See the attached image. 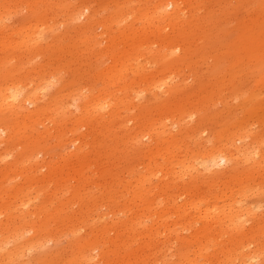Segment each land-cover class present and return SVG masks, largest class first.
Instances as JSON below:
<instances>
[{"label": "rangeland", "instance_id": "374dc122", "mask_svg": "<svg viewBox=\"0 0 264 264\" xmlns=\"http://www.w3.org/2000/svg\"><path fill=\"white\" fill-rule=\"evenodd\" d=\"M12 1L11 3V0H0L2 18L0 21V92L4 88L19 87L22 84L28 86V90H30L39 83L42 84L41 86H46V94H48V97L40 102L43 106L42 109L46 106L53 107L55 104L53 108L57 110L48 111V113L30 121L29 119H19L15 112L3 111L0 108V128L3 127L2 130L0 129V141L4 142L0 145V226L2 225L0 229L12 241L8 248L13 249L25 245L28 240L33 243L32 248L29 246L31 250H28L30 252L25 258L24 264H123L124 262L125 264H180L179 253L183 242H185L193 252L200 253L201 251V254L204 255L199 259L201 263L243 264L242 259L244 257L247 259V254L250 255L251 250L261 247L262 254L259 257V264H264V176L253 175L249 171L253 165L242 161L237 173L240 175L220 176L223 179L218 178V181H215L214 187H212L213 191L209 188V186H213L211 185L213 184L211 183L213 175L206 174L203 178L201 176L197 179L198 187L201 186L200 194L192 193L194 197H197L194 198L195 201L206 202L210 200L211 192L216 191L221 195V191L225 190L229 193H226L228 196H232L230 191L236 193L241 187L248 186L245 193H242V195L247 194L243 197V201L247 200L246 203L254 210L251 216H247L252 220L247 224L248 228L246 227L245 231H239L235 225L224 223V220L216 221L214 218L205 222L200 216L201 218H196L195 224L198 227L204 224L200 228L203 231L200 234L204 236V240L191 238L194 232L188 230L184 225L190 224L189 219L192 216L187 212L192 211V206L189 207L192 205V198L184 195L178 199L180 201H177L178 204L175 201L173 204L169 199L170 194L164 187L167 169L175 171L172 177L183 175L179 163L184 157L189 158L198 153L201 146L219 144L222 148L227 149L232 145L228 139L229 135L236 136L242 133L243 127H252L254 130L264 128V108L261 107L262 104L264 105V0H187L185 6H188L185 13L182 14V23L172 31L169 27L163 31V37L168 39L185 38L180 43L175 42L170 46L163 45L162 39L158 36H149L153 30L149 29L146 32L147 24L140 23V21L139 24H136L138 18L146 13L148 7L153 8L161 0H152L153 2L151 0ZM87 1L96 11L100 12L96 13L97 16L92 13L95 20L90 21L92 24H89V28H87L89 31L85 28V23L89 22L88 19L82 16L78 17V10ZM152 4L153 6H151ZM130 6L131 8H129ZM133 9L138 11L132 16L130 11ZM120 15L124 17L118 20L119 23H116V27L114 24L112 29L100 26L105 18L111 19ZM168 23L170 22L167 21L166 25ZM134 24L135 26L132 27L131 25ZM25 25L26 28H24ZM131 28L137 30V34ZM24 31H27L26 34ZM145 32L148 33L147 36ZM138 33L139 36H137ZM23 37H26L28 44ZM125 38L128 41L124 40ZM34 39L40 42L39 46ZM145 42L146 44H144ZM188 44L194 46L192 45L189 54L186 55L184 46H188ZM164 47L166 48L164 49ZM127 49L128 51L125 52ZM123 53L129 54L128 57L133 61L131 63H135L136 69L127 71V75L131 74L133 78L136 76L134 71L136 73L141 69V74L149 77L154 76L161 84L170 81L166 74L171 76V73H174L172 76L176 78L172 82L170 81L168 86L184 83L185 78L187 84L182 85L181 90L177 93L173 90L169 92L167 86H162L160 89L158 88L159 92L154 95L149 92L152 90H148V85L141 82L135 86V89L121 92L120 96L125 99V105L114 104L112 108H107L108 111L105 110L106 108L103 109L105 112L99 111L100 107L107 106V101H110V97L107 95L110 93L109 90L116 91L124 87V83L115 84L119 73H115L114 70L115 62L120 60ZM138 64L140 66L144 64L145 67H140ZM137 67L139 68L137 69ZM162 75L167 76L168 79ZM135 78L137 79V76ZM162 80L165 81L162 83ZM20 82L21 84H19ZM93 92L97 94L94 95ZM80 95L86 99L84 100ZM99 99L104 100L106 105L104 101H102L103 103L99 102L101 101ZM128 100H132L134 103L132 104ZM138 101L141 103L139 104ZM77 104L98 106L94 115H101L99 116L101 121L104 120V122H99L100 128L110 127L112 130L103 133L99 129L94 138H87L91 128H89L90 130L86 127L80 129L81 120L71 119L74 115L81 113H78ZM170 105H175V110L179 109L178 114L182 111L180 107L193 109L191 112L198 113H195L192 120L186 122V129L188 127L190 129H185L182 137L179 135L174 136L175 138L171 137L160 127L162 120L166 121L165 118L174 115L168 114ZM30 108L34 109L33 106ZM113 111H117V114L113 115ZM4 114H11V116L10 118L4 117ZM182 115L179 114V116ZM159 119L160 121H158ZM21 121L27 122L28 125L20 123ZM157 123L159 124L156 125ZM202 123L206 124L208 131L202 133L201 137L196 132L194 133V129H197ZM185 127L183 126V128ZM78 128L81 133H77ZM151 128L156 129L154 131ZM4 129L8 130L10 134H6ZM176 133L179 132L176 131ZM81 135L85 137L87 135L86 141L79 139ZM154 135L155 137H153ZM167 136H170L169 140ZM208 138L210 141L214 140L210 142L212 145L209 144ZM87 141L90 146L86 145ZM207 141L208 143H206ZM199 142L203 144L201 145ZM165 145H170L173 153L167 154V161L161 159L162 164L157 168L152 161L153 154L159 147ZM10 150L13 154L6 156ZM83 151L87 153H83ZM171 155L173 160L169 163L168 159ZM123 160L125 161L123 162ZM230 166L231 164H227L225 167H221L222 169L217 168L216 170L223 172ZM107 172H110L109 176ZM149 174L150 176H148ZM247 176L251 179H248ZM113 178L116 180L114 181ZM147 179L152 181H147ZM137 180H143V183L138 185ZM157 181H159L158 184ZM141 189H144L143 192ZM142 193L148 196L145 197ZM235 195V197H240V195ZM155 200L160 203L158 202V204ZM148 201L150 204L154 203L153 207L157 205L144 211L143 209L146 208L144 205H147ZM23 204H26L24 207L27 208L24 210L25 214L20 210ZM109 205L111 206L109 207ZM162 205H164L165 211L155 210ZM180 209L184 212H181ZM29 211L30 213H28ZM34 211H37L39 215ZM160 211L165 213V219L169 223L162 226V229L154 230L155 233L153 231L154 235L150 238L148 234L154 220H158L157 212ZM183 214L185 217L181 218ZM254 214L255 216H253ZM115 215L117 216L112 217ZM178 220L183 221H180V226H176L179 234L182 232L180 234L181 239H184L182 242L175 239L177 236L173 232L174 224ZM255 220L260 223H256ZM209 225L211 230L206 236L204 229ZM32 226L44 230L39 233L41 236L39 242H36L39 238L35 236L34 231L29 233ZM166 228L167 230H165ZM146 230L147 232H145ZM211 231L213 232L211 233ZM23 232L25 233L22 234ZM124 232L125 234H123ZM206 232L208 233L209 229ZM49 235L56 238L57 241L48 242L46 238ZM119 235L122 237L119 238ZM90 239L99 241V249H104L107 252V260L101 261V257H97L89 262L81 258L84 246ZM34 248L35 250H32ZM131 250L137 254H130ZM242 250L245 251L244 255L241 253ZM3 258L0 256V263Z\"/></svg>", "mask_w": 264, "mask_h": 264}, {"label": "bare ground", "instance_id": "6f19581e", "mask_svg": "<svg viewBox=\"0 0 264 264\" xmlns=\"http://www.w3.org/2000/svg\"><path fill=\"white\" fill-rule=\"evenodd\" d=\"M92 1H94V0H92ZM126 1V0H125ZM132 1V0H131ZM137 1V0H136ZM152 1V0H151ZM155 1V0H154ZM186 1L187 0H161V2L159 3V4H156V5H154V7L152 8V7H148L147 9L148 10H146V13H144L143 15H141L140 16V18H138V23H136V24H139V21H140V23L141 22H143V23H145V24H147V30H146V32L150 29H152L153 31H151V33L149 34V36L150 35H155V36H158V37H160L161 39H162V43H163V45H167V46H170L172 43H175V42H177V43H180L181 41H183L182 39H185V38H181V37H179V39H171V38H167V37H163L164 35H163V31H165V29H167V27H169V28H171V31H172V29H176V26H178V25H180L181 23H182V19H181V17H182V14H184L185 13V10H187L186 9V7L188 6H185L186 5ZM13 1L11 0V3H12ZM104 2H106V0L104 1ZM120 2V1H119ZM149 2V1H148ZM153 2V1H152ZM192 2V1H191ZM10 3V2H9ZM126 3V2H125ZM128 3V2H127ZM131 3V2H130ZM135 3V2H134ZM156 3H157V1H156ZM195 3V2H194ZM5 5V4H4ZM130 5V4H129ZM128 5V6H129ZM146 5V4H145ZM150 5V4H149ZM6 6V5H5ZM11 6V5H10ZM135 6V5H134ZM142 6V5H141ZM140 6V7H141ZM151 6H153V4L151 5ZM96 7V6H95ZM125 7V6H124ZM147 7V6H146ZM129 8H131V6L129 7ZM137 8V7H136ZM135 8V9H136ZM135 9H133L132 11H130L131 12V14H132V16L138 11V10H135ZM146 9V8H145ZM201 9V8H200ZM79 11V13H78V17L80 18L81 16L82 17H84V18H86V19H88V21L89 22H87V23H85V28L87 29V28H89V24H92L91 22H92V20H95V17L93 18V16L95 15V16H97V14L96 13H98L99 11H96L95 9H94V7L90 4V3H88V1H87V3H83L82 5H81V7H80V9L78 10ZM126 11V10H125ZM192 11H193V9H192ZM197 11H199V10H197ZM5 12V11H4ZM201 12H203V11H201ZM77 13V12H76ZM92 13L94 14L93 16H92ZM100 13V12H99ZM122 14H124V12H121ZM4 14V13H3ZM2 14V15H3ZM130 14V13H129ZM189 14V13H188ZM195 14V13H194ZM112 15V14H111ZM197 15V14H196ZM196 15H194L195 17L194 18H196ZM122 15H120V16H118V17H116V18H105L104 20H103V23H101V25L100 26H102V27H105V28H110L111 27V29L113 28V24L115 25V27H116V23H119V19L121 20L123 17H121ZM128 16V15H127ZM126 16V17H127ZM130 16V15H129ZM137 16V15H136ZM109 17H111V16H109ZM121 17V18H120ZM131 17V16H130ZM135 17V16H134ZM76 18H77V16H76ZM76 18H74V19H76ZM185 18V17H184ZM261 18V17H260ZM70 19V18H69ZM125 19V18H124ZM260 20V19H259ZM0 21H2V18H1V14H0ZM77 21H78V19H77ZM85 21V20H84ZM91 21V22H90ZM123 21V20H122ZM167 21H169L170 23H168L167 25H166V22ZM100 22V21H99ZM98 22V23H99ZM127 22V21H126ZM142 23V24H143ZM42 24V23H41ZM45 24H46V22H45ZM129 24V23H128ZM44 25V24H43ZM185 25V24H184ZM24 26V25H23ZM42 26V25H41ZM132 27L133 26H135V24L134 25H131ZM141 26V25H140ZM27 26L25 25V27L24 28H26ZM29 27H30V25H29ZM36 27H37V25H36ZM137 27V26H136ZM135 27V28H136ZM186 27V26H185ZM0 28H1V26H0ZM18 28V27H17ZM24 28H23V30H24ZM123 28V27H122ZM127 28V27H126ZM138 28V27H137ZM136 28V29H137ZM156 30H155V29ZM262 28V27H261ZM260 28V29H261ZM5 29V28H4ZM22 29V28H21ZM38 29V28H37ZM91 29V28H90ZM132 29V28H131ZM142 29V28H141ZM264 29V28H263ZM17 30V29H16ZM88 30V29H87ZM86 30V31H87ZM121 30V29H120ZM133 30V29H132ZM18 31V30H17ZM22 31V30H21ZM29 31V30H28ZM89 31V30H88ZM127 31V30H126ZM135 33H136V31L135 30H133ZM25 32V34H26V32L27 31H24ZM122 32V31H121ZM129 32V31H128ZM141 32V31H140ZM145 32V33H146ZM150 32V31H149ZM119 33V32H118ZM22 34L23 35H25L23 32H22ZM33 34V33H32ZM34 34H35V30H34ZM38 34V33H37ZM126 34V33H125ZM137 34V33H136ZM147 34L148 33H146L145 35L147 36ZM171 34V33H170ZM86 35H88V34H86ZM132 35V34H131ZM130 35V36H131ZM144 35V36H145ZM22 36V35H21ZM26 36V35H25ZM28 36V35H27ZM36 36V35H35ZM117 36V35H116ZM136 36V35H135ZM137 36H139V33H138V35ZM152 36V37H153ZM29 37V36H28ZM121 37V36H120ZM124 37V36H123ZM126 37V36H125ZM15 38V37H14ZM22 38V37H21ZM26 38V37H25ZM24 37H23V39H25ZM31 38H32V36H31ZM30 38V39H31ZM127 38H130V37H127ZM139 38V37H138ZM144 38V37H143ZM149 38V37H148ZM22 39V40H23ZM90 39V38H89ZM93 39V38H92ZM108 39V38H107ZM133 39V38H132ZM135 39H136V37H135ZM124 40H126V41H128L126 38L124 39ZM139 40V39H138ZM152 40V39H151ZM155 40V39H154ZM158 40V39H157ZM16 41H17V38H16ZM19 41V40H18ZM20 41H21V39H20ZM25 42H26V39L24 40ZM32 41H33V38H32ZM34 41H36V43H38V46H39V43L40 42H37L38 40H35L34 39ZM49 41V40H48ZM120 41V40H119ZM14 42H15V40H14ZM125 42V41H124ZM124 42H122V43H124ZM134 42V41H133ZM142 42V41H141ZM150 43H151V41H149ZM157 42V41H156ZM159 42V41H158ZM188 42V41H187ZM190 42V41H189ZM21 43V42H20ZM27 44L29 43V42H26ZM136 43V42H135ZM154 43V42H153ZM16 44V43H15ZM42 44V43H41ZM44 44V43H43ZM42 44V45H43ZM49 44V43H48ZM144 44H146V42L144 43ZM191 44V43H190ZM140 45V44H139ZM148 45V44H147ZM180 45V44H179ZM184 45H186V43H184ZM193 45V44H192ZM192 45H189L188 44V46H184L185 47V53H186V55H188L189 54V52H190V49H191V47H192ZM162 46V45H161ZM176 46V45H175ZM194 46V45H193ZM36 47V46H35ZM125 47H126V45H125ZM130 47V46H129ZM153 46L151 45V48H152ZM173 47H174V45H173ZM176 47H178V46H176ZM180 47H181V45H180ZM183 47V48H184ZM30 48V47H29ZM128 48V47H127ZM145 48V47H144ZM150 47H149V49H151ZM163 48V47H162ZM166 47H164V49H165ZM168 48V47H167ZM182 48V47H181ZM180 48V49H181ZM125 49V48H124ZM129 49V48H128ZM128 49L127 50H125V52L126 51H128ZM148 48H147V50H149ZM172 49V48H171ZM178 49H179V47H178ZM35 50V49H34ZM132 50V49H131ZM138 50V49H137ZM152 50V49H151ZM175 50H177V49H175ZM167 51V50H166ZM169 51H171V50H169ZM158 52V51H157ZM178 52V51H177ZM179 52H180V50H179ZM130 53V52H129ZM139 53V52H138ZM176 53V52H175ZM133 54V53H132ZM181 54V53H180ZM134 55V54H133ZM129 56V54L127 55V53H123L121 56H120V60H118V61H116L115 62V65H114V70H115V73L117 72V73H119L118 74V77H117V75H116V77L117 78H119V79H117L116 78V83L115 84H123L124 83V87L123 88H121V89H119V90H116V91H113V90H109L110 91V93L109 94H107L109 97H110V101H107L108 103V105L107 106H103V107H100V109H98L99 111H102L103 109H105L106 111H108L107 110V108H112L113 106H114V104H116V105H125V99L124 98H122L120 95H121V92H123V91H126V90H128V92L131 90V89H135L136 87V85H139V84H141V82H144L145 84H147L148 85V90H152V91H149L150 93H152V94H154V95H156L159 91V89L162 87V86H167L168 88H169V92H171L172 90H173V92H179L180 90H181V88H182V85H184L185 83H186V78H185V81H184V83H181V84H176L175 86H172V85H169L168 86V84H169V82L171 81H173L176 77L175 76H172L174 73H171L172 75L171 76H169L168 74H166L168 77H169V79H170V81L169 82H164L163 80H162V83L163 84H161L160 83V81L156 78V77H154V76H152V77H149L148 75H143V74H141L142 72H140L141 71V69L140 70H138V72H136L135 73V71H134V74L137 76V79L134 77H132L131 76V74H129V75H127V71H129L130 69L132 70H135L136 69V66H134L135 65V63L133 64V63H131V62H133L132 61V59L130 58V57H128ZM138 56H139V54H138ZM147 56V55H146ZM151 56V55H150ZM135 57V56H134ZM133 57V58H134ZM158 57V56H157ZM137 58V57H136ZM135 58V59H136ZM141 58V57H140ZM188 58V57H187ZM138 59H139V57H138ZM137 59V60H138ZM149 59V58H148ZM147 59V60H148ZM134 60V59H133ZM140 62H141V60H139ZM135 62H137V61H135ZM139 62V63H140ZM144 62V61H143ZM152 62V61H151ZM146 63V62H145ZM148 63V62H147ZM137 64V63H136ZM186 64V63H185ZM139 65V64H138ZM140 66V65H139ZM142 66H144V64L142 65ZM142 66H140V67H142ZM180 66V65H179ZM145 67V66H144ZM157 67V66H156ZM178 67V66H177ZM139 67H137V69H138ZM175 68V67H174ZM173 68V69H174ZM153 69V68H152ZM144 70V69H143ZM149 70V69H148ZM152 71V70H151ZM173 71V70H172ZM178 72V71H177ZM130 73V72H129ZM132 73H133V71H132ZM139 73H140V76H139ZM175 73H176V71H175ZM150 74V73H149ZM152 75V74H151ZM156 75V74H155ZM163 76V75H162ZM167 76H163V77H166L167 79H168V77ZM177 76V75H176ZM183 76V75H182ZM178 77V76H177ZM189 77V76H188ZM159 78V77H158ZM165 78V79H166ZM183 78V77H182ZM191 78V77H190ZM162 79V78H161ZM184 79V78H183ZM187 79H189V78H187ZM180 81H182V80H180ZM7 82H9V81H7ZM42 83H43V81H42ZM179 83V82H178ZM191 83V82H190ZM18 84V83H17ZM16 84V85H17ZM19 84H21V82L19 83ZM187 84V83H186ZM31 85V84H30ZM34 85H35V83H34ZM42 84H37L36 85V87L35 88H31L30 90H28V86L26 87V86H23V84L22 85H20L19 87L17 86V87H7V88H4V90H2L1 92H0V101H1V104H0V108H1V110H3V111H12V112H15V114H16V116H17V118H23V119H29L30 121H32L34 118H36V117H38V116H40V115H42V114H44V113H48V111H51V110H57V109H54L53 107L55 106V104L53 105V107H48V106H46V107H44L43 109H42V107L43 106H41V101H43V99L46 97H48V94H46V86H41ZM46 85H47V83H46ZM7 86V85H6ZM5 86V87H6ZM10 86V85H9ZM48 86V85H47ZM22 87H24V88H22ZM138 87V86H137ZM140 87H141V85H140ZM139 88V87H138ZM147 88V87H146ZM159 88V89H158ZM165 88V87H164ZM184 88H185V86H184ZM163 89V88H162ZM187 89V88H186ZM146 90V89H145ZM101 91V90H100ZM140 91V90H139ZM143 91V90H142ZM141 91V92H142ZM165 91H166V89H165ZM96 92H98V91H96ZM95 92V93H96ZM168 92V91H167ZM77 93V92H76ZM91 93H92V91H91ZM94 93V92H93ZM94 93V95H96ZM99 93V92H98ZM104 93H107V92H104ZM134 93H135V91H134ZM45 94H46V96H45ZM83 94V93H82ZM136 94V93H135ZM142 94V93H141ZM204 94V93H203ZM69 95V94H68ZM85 95V94H84ZM93 95V94H92ZM147 95V94H146ZM154 95H153V97H154ZM161 95V94H160ZM178 95V94H177ZM71 96V95H70ZM81 96V95H80ZM88 96H90V95H88ZM118 96V97H117ZM131 96H132V94H131ZM140 96V95H139ZM143 96V95H142ZM52 97V96H51ZM82 98H83V95L81 96ZM86 97V96H85ZM91 97V96H90ZM93 97V96H92ZM105 97H106V95H105ZM105 97H104V100H105ZM109 97H107V98H109ZM125 97V96H124ZM129 97V96H128ZM56 98H58V97H56ZM72 98H74V97H72ZM80 98V97H79ZM81 98V99H82ZM97 98H99V97H97ZM101 98H102V96H101ZM137 98V97H136ZM163 98V97H162ZM49 99V98H48ZM67 99H68V97H67ZM76 99V98H75ZM84 99V98H83ZM86 99V98H85ZM84 99V100H85ZM131 99V98H130ZM142 99V98H141ZM58 100V99H57ZM61 100V99H60ZM66 100V99H65ZM64 100V101H65ZM70 100V99H69ZM96 100V99H95ZM99 100H101V99H99ZM98 100V101H99ZM104 100H101V101H99V102H101V103H103L102 101H104ZM134 100H135V97H134ZM215 100V99H214ZM54 101V100H53ZM78 101V100H77ZM97 101V102H98ZM129 101H131V103H132V100H128V102ZM66 102V101H65ZM71 102V101H70ZM96 102V101H95ZM139 102V101H138ZM195 102V101H194ZM72 103V102H71ZM70 103V104H71ZM130 103V104H131ZM134 103V102H133ZM132 103V104H133ZM141 102H139V104H140ZM159 103V102H158ZM104 104L106 105V102L104 101ZM131 104V105H132ZM138 104V103H137ZM73 105H74V103H73ZM78 105V107H79V109H78V113H80V114H77V115H74L71 119H78V120H81V124H80V129L82 128V127H86V128H91V131L89 132V136L87 137V135H86V137L87 138H94L95 136H96V134H97V132H98V130L100 129L103 133H105V132H107V131H111L112 129L110 128V127H104V128H107V129H104V128H100V125H99V122H104V120L103 121H101V117H99V116H101V115H99V116H96V114L94 115V113H95V110L97 109V108H99L98 106H95L94 104L93 105H85V106H83L82 104H77ZM135 105V104H134ZM155 105V104H154ZM153 105V106H154ZM31 106H33V108L34 109H31L30 107ZM45 106V105H44ZM72 106V105H71ZM75 106V105H74ZM100 106V105H99ZM174 106L175 105H170V107H169V113L168 114H174L173 116H169V117H167V118H165V120L166 121H163L162 120V123L160 124V127H161V129H163L164 130V132H166V133H169L170 134V136L171 137H174V136H176V135H179V137H182V135L184 134V132H185V129L187 128V127H185V124H186V122H188L189 120H192L194 117H195V113L196 114H198L197 112H195V113H193V112H191L193 109H186V108H183V107H180L181 109H182V111L179 113L180 115H182V116H179V114H178V112H179V109H177V110H175V108H174ZM264 105L262 104L261 105V107L262 108H264L263 107ZM6 107V108H5ZM65 107V106H64ZM64 107H63V110H64ZM132 107V106H131ZM200 107V106H199ZM52 108V109H51ZM61 108V107H60ZM66 108V110H68L67 109V107H65ZM76 108V107H75ZM136 108V107H135ZM143 108H144V106H143ZM73 109V108H72ZM132 109V108H131ZM14 110V111H13ZM61 110V109H60ZM70 110V109H69ZM97 110V111H98ZM194 110H195V108H194ZM202 110V109H201ZM200 110V111H201ZM211 110V109H210ZM54 111V112H55ZM77 111V110H76ZM104 111V110H103ZM9 112V113H10ZM53 112V111H52ZM60 112V111H59ZM67 112V111H66ZM105 112V111H104ZM110 112V111H109ZM144 112V111H143ZM63 113V112H62ZM102 113V112H101ZM107 114H108V112H106ZM111 113V112H110ZM12 114V113H11ZM11 114L9 115V114H4V117H8V118H10V116H11ZM115 114H117V111H113V115H115ZM59 115V114H58ZM109 115V114H108ZM152 115V114H151ZM96 116V117H95ZM102 116H104V115H102ZM12 119V118H11ZM7 120H9V119H7ZM158 121H160V119L158 120ZM194 121V120H193ZM4 122V121H3ZM76 122V121H75ZM20 123H22V124H24V125H26L27 124V122H24V121H21ZM19 122H17V124L18 125H21ZM8 124V123H7ZM12 124V123H11ZM14 124V123H13ZM101 124V123H100ZM159 123H157L156 125H158ZM189 124V123H188ZM28 125V124H27ZM79 125V124H78ZM11 126V125H10ZM13 126V125H12ZM11 126V127H12ZM22 126V125H21ZM183 126L185 127V128H183ZM187 126V125H186ZM0 127H1V125H0ZM14 127H15V124H14ZM122 127V126H121ZM126 127V126H125ZM3 128V127H2ZM2 128H0L1 130H2ZM195 128V127H194ZM13 129V128H12ZM29 129V128H28ZM152 130H154L155 131V129L154 128H151ZM158 130H159V128H157ZM175 129H176V131H178L179 133H176V131H175ZM181 129V130H180ZM190 129V127H188V129H186V130H189ZM5 130V132H6V134H10V132L8 133V130H6V129H4ZM16 130V129H15ZM21 130V129H20ZM90 130V129H89ZM125 130H126V128H125ZM124 130V131H125ZM151 130V131H152ZM11 131V130H10ZM22 131V130H21ZM207 131H208V127H206V124H201V125H199L198 127H197V129H194V133L196 132L199 136L201 135V137H202V133L204 134V133H207ZM13 132V131H12ZM17 132H19V131H17ZM17 132H16V134H17ZM159 132V131H158ZM187 132V131H186ZM2 133H4V132H2ZM13 133H15V132H13ZM77 133H81V131L79 130V128H78V130H77ZM150 133V132H149ZM148 133V134H149ZM191 133V132H190ZM83 134V133H82ZM151 134V133H150ZM186 134V133H185ZM1 135H3V134H1ZM12 135V134H11ZM6 136H8V135H6ZM5 136V137H6ZM136 136V135H135ZM134 136V137H135ZM147 136V135H146ZM145 136V137H146ZM149 136H151V135H149ZM162 136V135H161ZM169 136V137H170ZM237 136V137H236ZM234 135V134H231V135H229V141L232 143V145L229 147V148H222L221 147V145H219V144H217V145H214V146H210V145H207L206 144V146L204 145V147L203 146H201V148H200V150L198 151V153H196V154H194V155H192L191 157H189V158H185L184 156V158H183V160L179 163V166L182 168V173H183V175H181V176H179V177H172L174 174H175V171H173L172 172V170H170V168L169 169H167V172H165V178H164V180H166V182H165V184H164V187H165V189H166V191H167V193H169L170 194V202H173V201H175L176 203H177V201H179L178 199L180 198V197H182V196H184V195H187V197H191L192 198V200H193V202L191 203L192 205H189V207L191 208V206H192V211H188L187 213L188 214H190L191 216V218L189 219L190 220V224H187V225H184V224H181V225H184V226H186V228H188V230L190 229V230H192L194 233L191 235V238H198V239H203L204 240V236H202L200 233H202L203 231L200 229V228H202L203 226H204V224H203V226L201 225L200 227H198L196 224H195V221H196V218H201L200 216H202V218H203V220H205V222H206V220H209L210 221V219H214L215 218V220L216 221H218V220H220V221H225L224 223H229V225H235V227L236 228H238L239 229V231H245L246 230V227H247V224L252 220L251 218H248L247 216H251L252 215V212H253V207H251L250 205H248V203H246V202H248L247 200H246V202H244L243 201V197L244 196H246V195H242V193L245 191V189H247L248 188V186H245V187H241L236 193H235V191H230L231 193H232V196H228V192H226L225 190H220L221 191V195H219V194H217V192L216 191H214L213 193L211 192V191H213L214 189H212V187H214V184H215V181L217 180L218 181V178H222L224 175H226V176H229V177H231L232 175H234V176H239L240 174H237L238 173V170H240V164H242V161H245L246 163H248V164H250V165H253V166H251L250 168H249V171H251L252 173H253V175H260V176H264V128H262V129H260V130H254L252 127H249V128H247V127H243L242 128V133H240V134H238V135ZM86 137L83 135H81V137L79 138L80 140L82 139L83 141H86ZM153 137H155V135L153 136ZM152 137V138H153ZM168 137V136H167ZM169 137H168V140H169ZM0 138H1V136H0ZM166 138V137H165ZM175 138V137H174ZM190 138V137H189ZM5 139V138H4ZM136 139V138H135ZM134 139V140H135ZM139 139V138H138ZM152 140V139H151ZM159 140V139H158ZM157 140V141H158ZM181 140V139H180ZM183 140V139H182ZM185 140V139H184ZM203 140V139H202ZM208 140H209V138H208ZM3 141V140H2ZM2 141H0V145H2L4 142H2ZM5 141V140H4ZM154 141V140H153ZM162 141V140H161ZM200 141H201V139H200ZM212 141V140H211ZM210 140H209V144H211L210 142H211ZM214 141V140H213ZM212 141V142H213ZM5 142H7V141H5ZM10 142V141H9ZM88 143H86V145L87 146H90V144H89V141H87ZM138 142H139V140H138ZM137 142V143H138ZM149 142V141H148ZM174 142V141H173ZM183 142V141H182ZM184 142H186V141H184ZM205 142V141H204ZM200 143V142H199ZM206 143H208V141L206 142ZM238 143H240L239 145H238ZM9 144V143H8ZM141 144V143H140ZM148 144V143H147ZM169 144V143H168ZM201 145L203 144V143H200ZM180 145V144H179ZM179 145H176V146H178L179 147ZM188 145V144H187ZM212 145V144H211ZM9 146V145H8ZM161 146V145H160ZM173 146V145H172ZM183 147V146H182ZM181 147V148H182ZM188 147V146H187ZM157 149V148H156ZM156 149H154V150H156ZM180 150V149H179ZM185 150H186V145H185ZM187 150H188V148H187ZM178 151V150H177ZM183 151H184V149H183ZM175 153H176V151H174ZM190 152H191V150H190ZM195 152V151H194ZM5 153V152H4ZM83 153H87L86 151H83ZM169 153H173L172 152V149H171V146L169 145H165L164 147H159L158 149H157V151L153 154V157H152V161H154V163H155V165H156V167L158 168V167H160L161 166V159H165L166 160V157L169 155ZM179 153H180V151H179ZM13 154V152H11V150L7 153V155L6 156H9V155H12ZM147 154H148V152H147ZM168 154V155H167ZM190 154V153H189ZM184 155V154H183ZM152 156V155H151ZM176 156V155H175ZM188 156H190V155H188ZM170 157V156H169ZM180 157V156H179ZM178 157V158H179ZM79 158H81L80 156H79ZM104 158V157H103ZM173 157H172V155H171V157L168 159V161H169V163L173 160L172 159ZM106 159V158H105ZM121 159V158H120ZM164 160V161H165ZM180 160V159H179ZM121 161V160H120ZM125 160H123V162H124ZM167 161V160H166ZM176 161V160H175ZM94 162L92 161V164H93ZM164 163V162H163ZM166 163H168V162H166ZM229 165V164H231V166L228 168H225L224 169V171L223 172H217L218 170H216L217 168H221V167H225L226 165ZM243 164H245L244 162H243ZM45 165V164H44ZM43 165V166H44ZM148 165V164H147ZM175 162L173 163V166H174V168H175ZM177 165H178V162H177ZM240 165V166H239ZM97 166V165H96ZM168 166V165H167ZM178 166V167H179ZM45 167V166H44ZM244 167H246V166H244ZM90 168H91V165H90ZM89 168V169H90ZM93 168H95L94 166H93ZM120 168H121V166H120ZM168 168V167H167ZM173 168V167H172ZM88 169V170H89ZM97 169V168H96ZM179 169V168H178ZM222 169V168H221ZM149 170V169H148ZM155 170V169H154ZM174 170V169H173ZM216 170V171H215ZM87 171V170H86ZM82 172V171H81ZM89 172V171H88ZM146 172V171H145ZM150 172V171H149ZM148 172V173H149ZM180 172V171H179ZM83 173V172H82ZM109 173V174H108ZM178 173V172H177ZM176 173V174H177ZM80 174V173H79ZM107 174H108V176L110 175V172H107ZM145 174V173H144ZM151 174V173H150ZM150 174L148 175V176H150ZM197 174V175H196ZM206 174H212L213 176L211 177V178H213L211 181V183H213V184H211V185H213V186H209V188H210V190L211 191H205V192H211L210 194H211V196H209L210 197V200H207L206 198H205V200H207L206 202H202L203 200H198V201H195L194 200V198L196 197H194L193 195H192V193H199V190H200V187L201 186H199L198 187V184H197V179L200 177L201 178V176H202V178H203V176L204 175H206ZM235 174H237V175H235ZM81 175V174H80ZM125 175V174H124ZM138 175V174H137ZM160 175V174H159ZM162 175H164V174H162ZM161 175V176H162ZM242 175V174H241ZM99 176V175H98ZM147 176V177H148ZM161 176H159V178H161ZM220 176H222V177H220ZM51 177V176H50ZM49 177V178H50ZM107 177V176H106ZM136 177V176H135ZM154 177V176H153ZM152 177V178H153ZM162 177H164V176H162ZM205 177V176H204ZM95 178V177H94ZM150 178V177H149ZM156 178V177H155ZM154 178V179H155ZM158 178V177H157ZM188 178V179H187ZM247 178L248 179H251V177H249V176H247ZM83 179V178H82ZM92 179V178H91ZM108 179V178H107ZM114 179V178H113ZM118 179V178H117ZM169 179V180H168ZM188 181H187V180ZM208 179V178H207ZM210 179V178H209ZM223 179V178H222ZM221 179V180H222ZM96 180V179H95ZM116 179H114V181H115ZM149 180H151V179H147V181H149ZM159 180V179H158ZM49 181H51V179H49ZM87 181H88V179H87ZM101 181H102V179H101ZM107 181V180H106ZM152 181V180H151ZM161 181V180H160ZM210 182V181H209ZM103 183V182H102ZM136 183L138 184V185H141L142 183H143V180L142 181H136ZM154 183V182H153ZM157 184L159 183V181H157L156 182ZM200 183V182H199ZM208 182H206V185H208L207 184ZM104 184H105V182H104ZM110 184V183H109ZM115 184V183H114ZM121 184V183H120ZM149 184V183H148ZM152 184V183H151ZM107 185H108V183H107ZM163 185V184H162ZM161 185V186H162ZM153 186V185H152ZM157 186V185H156ZM203 186V185H202ZM216 186V185H215ZM118 187V186H117ZM116 187V188H117ZM135 187V186H134ZM145 187V186H144ZM146 187H147V185H146ZM198 187V189H196ZM207 187V186H206ZM100 188V187H99ZM102 188V187H101ZM119 188V187H118ZM151 188H153V187H151ZM157 188V187H156ZM120 189V188H119ZM123 189V188H122ZM206 189V188H205ZM113 190V189H112ZM140 190V189H139ZM142 190V189H141ZM144 190V189H143ZM143 190H142V192H143ZM159 190V189H158ZM164 190V189H163ZM102 191V190H101ZM116 191V190H115ZM120 191V190H119ZM123 191H124V189H123ZM147 191H148V189H147ZM152 191V190H151ZM113 192V191H112ZM117 192V191H116ZM121 193V192H120ZM139 193H141V192H139ZM148 193H149V191H148ZM156 193V192H155ZM161 193H162V191H161ZM204 193V192H203ZM226 193H228V194H226ZM245 193V192H244ZM122 194H123V192H122ZM143 194V193H142ZM145 194H146V192H145ZM150 194V193H149ZM157 194V193H156ZM169 194H167V195H169ZM200 194V193H199ZM206 194V193H205ZM235 194H237V196L238 195H240V197H235L236 195ZM116 195H117V193H116ZM138 195H140V194H138ZM144 195V194H143ZM106 196V195H105ZM104 196V197H105ZM145 196V195H144ZM148 196V195H147ZM147 196H145V197H147ZM200 196V195H199ZM206 196V195H205ZM127 197V196H126ZM157 197V196H156ZM155 197V198H156ZM208 197V196H207ZM248 197V196H247ZM107 198V197H106ZM139 198H141V197H139ZM151 198V197H150ZM149 198V199H150ZM197 198V197H196ZM101 199V198H100ZM126 199V198H125ZM157 199H158V197H157ZM245 199H247V198H245ZM148 200V199H147ZM156 202H157V200H155ZM168 201V200H167ZM182 201H184V200H182ZM189 201H190V199H189ZM188 201V202H189ZM112 202V201H111ZM128 203H129V201H127ZM133 202H134V200H133ZM159 202V201H158ZM157 202V203H158ZM175 202H173V204L175 203ZM180 202V201H179ZM97 203V202H96ZM104 203V202H103ZM160 203V202H159ZM158 203V204H159ZM184 203V202H183ZM105 204V203H104ZM130 204H132V203H130ZM134 204V203H133ZM149 204V205H148ZM153 204L154 203H152V204H150V202L148 201L147 202V205H144V206H146V208L145 209H143L144 211H147V210H149V207H150V209L151 208H154L153 207ZM168 204V203H167ZM166 204V205H167ZM169 204H171V203H169ZM178 204V203H177ZM176 204V205H177ZM185 204H187V203H185ZM190 204V203H189ZM26 204H23V205H21V209L20 210H22V212L24 213L25 211V209H27V208H25L24 206H25ZM140 205V204H139ZM165 205V206H166ZM175 205V206H176ZM23 206V207H22ZM94 206L96 207V205L94 204ZM111 205H109V207H110ZM130 206V205H129ZM141 206V205H140ZM143 206V205H142ZM171 206V205H170ZM183 206V205H182ZM188 206V205H187ZM41 207V206H40ZM48 207H50V206H48ZM52 207V206H51ZM105 207V206H104ZM135 207V206H134ZM177 207V206H176ZM179 207V206H178ZM257 207V206H256ZM61 208V207H60ZM136 208V207H135ZM173 208V207H172ZM180 208V207H179ZM184 208V207H183ZM188 208V207H187ZM260 208V207H259ZM46 209V208H45ZM85 209V208H84ZM98 209V208H97ZM132 209V208H131ZM134 209V208H133ZM132 209V210H133ZM174 209V208H173ZM176 209V208H175ZM182 209V208H181ZM181 209H180V211H181ZM39 210V209H38ZM138 210V209H137ZM155 210L157 211V210H162V211H165L164 210V205H162V206H159L158 207V209H156L155 208ZM167 210H169V209H167ZM187 210V209H186ZM191 210V209H190ZM259 210V209H258ZM40 211V210H39ZM42 211V210H41ZM47 211V210H46ZM50 211V210H49ZM95 211V210H94ZM162 211H160V212H157L158 214H159V218H158V220H154V223H153V226H151V231L149 232V234H148V237H152L153 235H154V233H155V231L154 230H159L160 228L162 229L163 227L162 226H165V225H168V223H169V221L168 220H166L165 219V213L164 212H162ZM35 212V211H34ZM91 212H92V210H91ZM111 212H112V210H111ZM175 212H176V210H175ZM181 212H184V211H181ZM255 212V211H254ZM26 213V212H25ZM24 213V214H25ZM28 213H30V211L28 212ZM36 214H37V211L35 212ZM42 213V212H41ZM53 213V212H52ZM56 213V212H55ZM116 213V212H115ZM173 213V212H172ZM178 213V212H177ZM180 213V212H179ZM45 214V213H44ZM112 214V213H111ZM187 214V215H188ZM37 215H39V214H37ZM85 215V214H84ZM87 215H89V214H87ZM91 215V214H90ZM30 216V215H29ZM29 216H27V217H29ZM33 216V215H32ZM42 216H44V215H42ZM117 215H115V216H112V217H116ZM253 216H255V214L253 215ZM262 216H263V214H262ZM22 217H23V215H22ZM86 217H88V216H86ZM183 217H185V215L183 214L182 216H181V218H183ZM42 218V217H41ZM256 218V217H255ZM263 218V217H262ZM261 218V219H262ZM29 219V218H28ZM38 219V218H37ZM111 219V218H110ZM121 219V218H120ZM264 219V218H263ZM262 219V220H263ZM113 220H115L114 218H113ZM126 220V219H125ZM183 220V219H182ZM258 220H259V218H258ZM257 220V221H258ZM29 221V220H28ZM38 221V220H37ZM48 221V220H47ZM181 220H178V222H176L175 224H174V231L173 232H175V234H176V236H177V238H175L176 240H180L179 242H182L184 239H181V237H180V234L182 233H180L179 234V231L177 230V228H176V226L177 225H179L181 222H183V221H181ZM253 221H254V219H253ZM160 222H162L161 224H160ZM255 222H256V220H255ZM259 222V221H258ZM258 222H256V223H258ZM14 223V222H13ZM56 223H58V222H56ZM120 223V222H119ZM137 223H139V222H137ZM142 223V222H141ZM213 223V222H212ZM219 223V222H218ZM260 223V222H259ZM38 224H39V221H38ZM136 224V223H135ZM145 224V223H144ZM194 224V225H193ZM19 225V224H18ZM130 225V224H129ZM128 225V226H129ZM142 225V224H141ZM172 225H173V222H172ZM215 225V224H214ZM219 225V224H218ZM255 225V224H254ZM257 225V224H256ZM261 225V224H260ZM2 226V225H1ZM0 226V227H1ZM29 226V225H28ZM54 226V225H53ZM52 226V227H53ZM56 226V225H55ZM154 226H157V228H154ZM180 226V225H179ZM220 226V225H219ZM224 226V225H223ZM252 226V225H251ZM250 226V227H251ZM30 227V226H29ZM50 227H51V225H50ZM124 228H125V226H123ZM145 227V226H144ZM149 227H150V225H149ZM148 227V228H149ZM182 227V226H181ZM206 228L204 229V233H205V235L207 236L209 233H210V230H211V227H210V225L207 227V226H205ZM229 227V226H228ZM232 227V226H231ZM254 227V226H253ZM256 227V226H255ZM2 228V227H1ZM165 228V227H164ZM179 228V227H178ZM184 228V227H183ZM248 228V227H247ZM263 228V227H262ZM21 229V228H20ZM19 229V230H20ZM181 229V228H180ZM179 229V230H180ZM209 229V232L207 233L206 231ZM214 229V228H213ZM217 229V228H216ZM250 229V228H249ZM47 230V229H46ZM138 230V229H137ZM150 230V229H149ZM164 230V229H163ZM165 230H167V228L165 229ZM184 230V229H183ZM215 230V229H214ZM233 230V229H232ZM235 230V229H234ZM257 230V229H256ZM32 231H34L35 232V236H38V240L36 241V242H39L40 240H41V236H40V232L41 231H44L43 229H40L39 227H37V226H32L30 229H29V233L30 232H32ZM153 231H154V233H153ZM162 231V230H161ZM238 231V232H239ZM258 231H260V230H258ZM109 232V231H108ZM107 232V233H108ZM145 232H147V230L145 231ZM213 231H211V233H212ZM216 232V231H215ZM257 232V231H256ZM25 232H23L22 234H24ZM99 233V232H98ZM101 233V232H100ZM132 233V232H131ZM136 233V232H135ZM139 233V232H138ZM170 233V232H169ZM258 233V232H257ZM260 233V232H259ZM123 234H125V232L123 233ZM156 234H159V233H156ZM168 234V233H167ZM170 234H172V233H170ZM242 234H243V232H242ZM247 234V233H246ZM245 234V235H246ZM250 234V233H249ZM256 234V233H255ZM44 235V234H43ZM138 236H139V234H137ZM251 235V234H250ZM127 236V235H126ZM141 236V235H140ZM166 236V235H165ZM244 236V235H243ZM248 236V235H247ZM254 236V235H253ZM45 237V236H44ZM44 237H43V239H44ZM122 236L121 235H119V238H121ZM242 237V236H241ZM246 237V236H245ZM240 238V237H239ZM243 238V237H242ZM167 239V238H166ZM250 239V238H249ZM35 240V239H34ZM46 240L48 241V242H56L57 240H56V238H54L53 236H50L49 235V237L48 238H46ZM97 239H90V240H88L87 242H86V245L84 246V250L82 251V253H81V258L83 259V260H85V261H89V262H92L93 260H95L97 257H101V261L102 260H104L105 261V259H106V257H107V252L104 250V249H99L100 248V246H99V241L97 240ZM173 240V239H172ZM246 240V239H245ZM251 240V239H250ZM159 241V240H158ZM175 241V240H174ZM240 241V240H239ZM11 242L12 241H10V237L9 236H5L4 234H3V232H2V229H0V256H3L4 258H3V263L2 264H24V260H25V258L28 256V254H29V252H28V250L30 249L31 250V248L34 246L33 245V243H31V242H29V240L26 242V244L25 245H21V246H17V247H14L13 249H9L8 247L10 246V244H11ZM36 242H35V244H36ZM153 242V241H152ZM179 242H177V243H179ZM255 242V241H254ZM99 243V244H98ZM125 243V242H124ZM173 243V242H172ZM253 243V242H252ZM252 243H245V244H252ZM46 244V243H45ZM169 244V243H168ZM175 244V243H174ZM254 244V243H253ZM37 245V244H36ZM40 245V244H39ZM38 245V246H39ZM108 245V244H107ZM170 245V244H169ZM169 245H168V247H169ZM177 245H179V244H177ZM29 246H31V248L29 247ZM172 246V245H171ZM35 247H37V246H35ZM180 247V246H179ZM38 248V247H37ZM171 248V247H170ZM169 248V249H170ZM245 248V247H244ZM243 248V250H245ZM255 248H256V246H255ZM261 248V247H260ZM254 249V250H251L249 253H250V255L249 254H247V259H245V257H244V259H242V262H243V264H259V257L261 256V249ZM263 248V247H262ZM99 249V250H98ZM172 249V248H171ZM180 249V248H179ZM247 249V248H246ZM251 249H253V248H251ZM32 250H35V248L34 249H32ZM97 250H98V254L96 255V252H97ZM240 250V249H239ZM241 251V253H243V255H244V253H245V251ZM131 253L130 254H137L135 251H130ZM264 252V251H263ZM248 253V252H247ZM180 264H206L207 262H204V263H201L200 261H199V259H201V257H203L204 255L203 254H201V251H200V253L199 252H197V251H192V250H190V248H189V246L187 245V243H185V242H183V247H181V249H180ZM156 256V255H155ZM158 258V257H157ZM205 258V257H204ZM108 259V258H107ZM106 259V260H107ZM238 259V258H237ZM158 260H160V259H158ZM204 260V259H203ZM155 261V260H154ZM156 261H157V259H156ZM178 261H179V259H178ZM206 261V260H205ZM251 261V262H250ZM0 263V264H1ZM85 263V262H84ZM115 263V262H114ZM117 264V263H116ZM123 264H125V262L123 263ZM179 264V263H178Z\"/></svg>", "mask_w": 264, "mask_h": 264}]
</instances>
